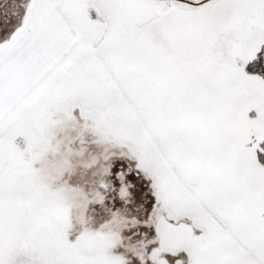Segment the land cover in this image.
<instances>
[{
    "label": "snow or ice",
    "instance_id": "snow-or-ice-1",
    "mask_svg": "<svg viewBox=\"0 0 264 264\" xmlns=\"http://www.w3.org/2000/svg\"><path fill=\"white\" fill-rule=\"evenodd\" d=\"M0 264H264V0H0Z\"/></svg>",
    "mask_w": 264,
    "mask_h": 264
}]
</instances>
